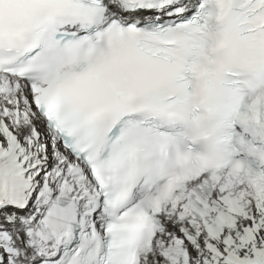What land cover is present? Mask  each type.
<instances>
[{
    "label": "snow or ice",
    "instance_id": "obj_1",
    "mask_svg": "<svg viewBox=\"0 0 264 264\" xmlns=\"http://www.w3.org/2000/svg\"><path fill=\"white\" fill-rule=\"evenodd\" d=\"M0 264H264V0H0Z\"/></svg>",
    "mask_w": 264,
    "mask_h": 264
}]
</instances>
